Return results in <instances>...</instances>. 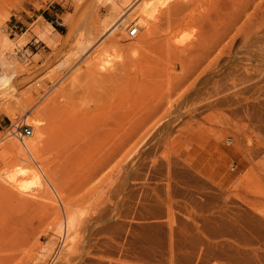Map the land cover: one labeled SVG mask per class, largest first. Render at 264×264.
I'll list each match as a JSON object with an SVG mask.
<instances>
[{"label":"rangeland","instance_id":"rangeland-1","mask_svg":"<svg viewBox=\"0 0 264 264\" xmlns=\"http://www.w3.org/2000/svg\"><path fill=\"white\" fill-rule=\"evenodd\" d=\"M124 1L0 0V264H264V0Z\"/></svg>","mask_w":264,"mask_h":264},{"label":"bare ground","instance_id":"bare-ground-1","mask_svg":"<svg viewBox=\"0 0 264 264\" xmlns=\"http://www.w3.org/2000/svg\"><path fill=\"white\" fill-rule=\"evenodd\" d=\"M124 0H122V2H123ZM126 1V3L127 2H129L130 0H125ZM124 1V2H125ZM113 2V1H112ZM198 3V2H197ZM200 3V2H199ZM115 3H113V5L112 6H114L115 7V5H114ZM194 4H195V0H142V2L141 3H139V7L137 8V16L139 17L138 18V25H139V27L141 28V27H146V29H147V32H148V30L151 28L150 26L153 24V22H152V19L154 18V16H156V15H154L155 13L156 14H159V15H161L162 13H164V14H166V15H168L169 13H172V11H180V10H183L184 11V9H187V8H190L192 5L194 6ZM124 5V4H123ZM136 5V4H135ZM138 5H136V7H137ZM259 6H260V4H259ZM194 8V7H193ZM193 8H191V10L193 9ZM258 8V7H257ZM261 8H262V6H261ZM188 10V9H187ZM190 10V11H191ZM189 11V10H188ZM187 12V11H186ZM192 12V11H191ZM191 12H188V13H186V14H184L183 12V14H182V16L180 17H172L173 15L172 14H169V16L166 18V23H165V25H166V31H165V33H164V35H163V37L162 36H160V40H158V42L156 41V43H158L157 44V46H156V44L154 45L155 46V50L153 51V57H154V59H165V58H161V56H163V55H165V56H163V57H166V56H169L170 57V55H173V54H176V53H178V52H182V51H186V47L188 46V44L189 43H187L186 41V39H185V37H184V39L186 40V41H184L183 39H182V37L181 36H179L177 39L176 38H174V33H176V32H178V31H176L175 32V27H173L175 24H178V25H180L179 23H182L184 20H186V19H189L188 18V16H190V15H192L191 14ZM179 14H180V12H178ZM178 14V15H179ZM170 15H172L171 17L172 18H176V19H174V20H171L172 18L170 17ZM75 17V16H74ZM158 17V16H157ZM186 18V19H185ZM156 19V18H155ZM155 19H153V20H155ZM123 20V19H122ZM157 20V19H156ZM68 23V22H67ZM72 21L71 22H69L68 23V27H67V31H66V34H65V36L68 38V37H70V35L71 34H73V33H71V31H72V28H73V26H72ZM117 23V21L116 22H114V24L113 25H111V28H109L110 30L111 29H114L115 28V24ZM162 24V23H161ZM131 25H129V27H130ZM133 26H135V25H133ZM153 26V25H152ZM183 26V25H182ZM136 27V26H135ZM158 27V26H157ZM177 27H179V26H177ZM177 27H176V30H177ZM137 28V27H136ZM158 29H160V27H158ZM74 31V30H73ZM159 31V30H158ZM127 32V31H126ZM181 32V31H180ZM163 33V32H162ZM189 33H191V32H189ZM35 34H37V36H39L40 34L38 33V32H35ZM39 34V35H38ZM41 36V35H40ZM129 36V35H128ZM130 37H132V36H130ZM42 38V37H41ZM95 38V37H94ZM42 39H45V40H47V36H45L44 38H42ZM158 39V38H157ZM93 42V39H90V40H87L86 41V43H83L82 44V46L85 48V47H87V46H89L91 43ZM156 57V58H155ZM168 57H166V59H167ZM166 59L164 60V62H162V63H160V64H162V65H164L165 64V66H167V62H169V60H167L166 61ZM157 61V60H156ZM158 62H160V60L158 61ZM172 64V63H171ZM161 66V65H160ZM162 67V66H161ZM164 67V66H163ZM7 85H8V80H6V81H4L3 83H2V86L0 87V89H7L6 87H7ZM1 91V90H0ZM28 113V112H27ZM28 115V114H27ZM27 115L25 114L24 116H25V119L26 118H28L27 117ZM24 118V117H23ZM39 120H36V122H34L33 123V128L35 129V128H37V126L39 125V124H41L42 122L41 121H39ZM102 123V122H101ZM28 125V124H27ZM102 125V124H101ZM105 125V124H104ZM29 127H30V129H31V134H32V128H31V126L29 125ZM132 129V128H131ZM130 129V130H131ZM135 129V128H134ZM133 129V130H134ZM8 131H9V129H8ZM132 131V130H131ZM134 131H136V130H134ZM147 131H145V133H146ZM9 133H10V135H13V136H15V134H13L12 132H10L9 131ZM9 133H8V135H9ZM30 134V135H31ZM132 134V133H131ZM131 134H129V135H131ZM29 135V136H30ZM29 136H27V135H25V136H23V135H18V134H16V137L19 139V142H20V144L24 147V149H25V151L27 152V154L29 155V156H31V158L32 159H34L33 158V155L31 154V152L29 151V149L27 148V146H25V144H24V142H23V139L24 138H26V137H29ZM128 136V135H127ZM145 136V135H144ZM128 138V137H127ZM131 138V137H130ZM130 140V139H129ZM126 144H128V140H126ZM131 142V141H130ZM139 142V141H138ZM119 143V142H118ZM117 142H116V144H118ZM131 143H135V141L133 140V142H131ZM136 144L137 143H135V144H130V147H131V145H132V147L131 148H135V146H136ZM15 147H16V149L17 150H20V147L19 146H17V144H13ZM123 145V144H122ZM138 145V144H137ZM114 146V145H113ZM121 146V144H119V147ZM129 146V145H128ZM117 148V147H116ZM118 150V149H117ZM127 150V149H126ZM132 150V149H131ZM129 152V151H128ZM128 152H127V154H128ZM132 152V151H131ZM115 155V154H114ZM130 156V155H129ZM116 158V157H115ZM120 159V158H119ZM130 159V158H129ZM115 163V162H114ZM120 163V162H119ZM114 166V165H113ZM115 166H117V165H115ZM24 169H22V168H20L19 169V172H22ZM24 172H26V171H24ZM31 173H33V175H35V174H37L36 172H31ZM21 174V173H20ZM27 174V173H26ZM12 175H15V174H12ZM11 175V179L12 178H14V176H12ZM37 177H40V175H38L37 174ZM22 180V179H21ZM13 181V180H12ZM30 181H32L31 179H30ZM46 181L48 182V180L46 179ZM24 182V181H23ZM7 183H11V181L9 180V182H7ZM21 183H22V181H21ZM25 183V182H24ZM32 183H34V182H32ZM31 184V183H30ZM23 185V187H21V184H20V186L19 187H21V188H24V184H22ZM34 185V184H33ZM18 186H16V190L17 191H19L20 189H19V187L17 188ZM26 187V186H25ZM51 188H53L52 186H51ZM22 189H21V193H22ZM19 194H20V191H19ZM67 220V228L68 229H70L72 226H73V221H72V218L71 217H69L68 219H66ZM67 229V230H68ZM67 236H70L69 235V233H68V235ZM67 241H70L69 242V244H72V240H67ZM239 241V240H238ZM67 244H68V242H67Z\"/></svg>","mask_w":264,"mask_h":264},{"label":"built area","instance_id":"built-area-1","mask_svg":"<svg viewBox=\"0 0 264 264\" xmlns=\"http://www.w3.org/2000/svg\"><path fill=\"white\" fill-rule=\"evenodd\" d=\"M137 33V28L133 25H131L127 29V35L129 36H134ZM9 131L12 132L13 134H18V135H27L29 136L31 134V129L29 125L25 124L22 120L17 119L14 123H12L9 126Z\"/></svg>","mask_w":264,"mask_h":264}]
</instances>
